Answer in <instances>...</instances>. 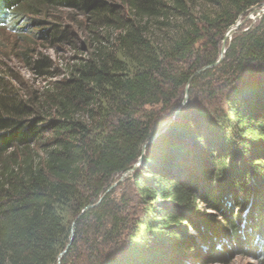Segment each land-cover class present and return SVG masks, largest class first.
Wrapping results in <instances>:
<instances>
[{"label":"trees","instance_id":"1","mask_svg":"<svg viewBox=\"0 0 264 264\" xmlns=\"http://www.w3.org/2000/svg\"><path fill=\"white\" fill-rule=\"evenodd\" d=\"M263 3L0 0L20 34L64 43L70 10L88 40L63 75L32 61L44 88L0 80V264H57L71 231L59 264L264 262V15L214 66Z\"/></svg>","mask_w":264,"mask_h":264},{"label":"rangeland","instance_id":"2","mask_svg":"<svg viewBox=\"0 0 264 264\" xmlns=\"http://www.w3.org/2000/svg\"><path fill=\"white\" fill-rule=\"evenodd\" d=\"M252 10L253 9L236 21L241 23V26L238 28L241 29V31L252 27L263 16L256 18V15L251 13ZM46 21L48 23H54L62 30L66 31L68 36L64 43H51L42 39L40 37L42 33H39L41 29L37 26H30L33 31L32 33L24 32L20 34L12 28H9L7 23L0 24V80L7 83L9 87L15 90L44 88L48 86L51 78L46 79L38 75L32 67L33 60L44 57L52 66L50 71L51 75H63L68 65L72 63V59L87 51L88 40L86 41L85 34H82L80 31L81 22L79 21H81V17H78L74 11L60 10L54 12L52 18H47ZM43 27L47 28L45 25ZM36 34L40 35L35 36ZM23 54H26L27 58ZM184 97L181 104L169 118L171 119L174 117L175 112L178 110L176 117L167 125V128L173 126L177 116L186 106L188 97L186 101ZM140 164L141 161L137 162V167L135 169H137ZM130 173H132V171ZM120 178L111 188H116L118 183L124 180V178L122 180H120ZM213 264H264V262L262 255L257 253L254 255L251 252H233L230 256H227L225 260Z\"/></svg>","mask_w":264,"mask_h":264},{"label":"water","instance_id":"3","mask_svg":"<svg viewBox=\"0 0 264 264\" xmlns=\"http://www.w3.org/2000/svg\"><path fill=\"white\" fill-rule=\"evenodd\" d=\"M251 13L254 14V15H256V18H257V17L259 18V17H261L262 15H264V4H260V5L255 6V7L253 8V10H252ZM240 26H241V23H240V22H236V23H235L233 26H231V27L226 31V33L224 34V37H223V40H222V43H221L220 55H219V57H218V60L215 62L214 66L217 65V64H219V63L223 60V58H224V53H225V50H226V41H227L228 39H230L231 36H232L234 33L237 32V30H238V28H239ZM206 68H207V67L202 68V69L199 70L197 73H199V72L205 70ZM184 99H185V101L187 100V87L185 88V97H184ZM185 101H184V102H185ZM179 108H180V107H179ZM177 112H178V110L175 112L174 117H172L171 119H169V120L163 122V123L160 125V127L158 128V130L156 131V133H154V134L150 137V139H149V141H148L147 143H150V142L154 141V140H155L160 134H162L164 131H166V129H167V125H168L172 120H174V118H175L176 115H177ZM147 143L143 145L142 151H144V149H145ZM140 161H141V159H140L138 162H140ZM136 167H137V165L135 164L134 166H132V168H131L130 170H128V171H126L125 173H123V174L121 175L120 180H122L124 177H126L127 175H129L130 172L133 171ZM72 238H73V231H71V233H70L69 242H68V244H67L65 250H64V251L59 255V257H58L57 264H59V260H60V258H61L62 255L66 252V250L69 248L70 243H71V241H72Z\"/></svg>","mask_w":264,"mask_h":264}]
</instances>
